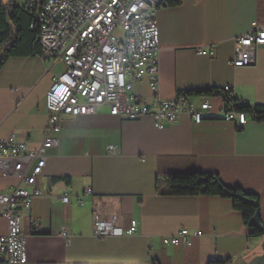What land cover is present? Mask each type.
Wrapping results in <instances>:
<instances>
[{
	"label": "crops",
	"instance_id": "1",
	"mask_svg": "<svg viewBox=\"0 0 264 264\" xmlns=\"http://www.w3.org/2000/svg\"><path fill=\"white\" fill-rule=\"evenodd\" d=\"M27 0H3L0 13ZM157 10L160 29V71L157 90L148 77L134 93L151 102L178 93L230 85L239 105H264V45L253 66L234 68V38L264 23V0H180ZM214 46L216 57L198 49ZM65 65L40 55L11 57L0 69V140L15 135L37 149L49 121L46 94ZM198 98L196 101H200ZM212 111L201 123L187 113L163 128L151 116L132 120L97 113L66 116L59 143L41 159L0 154V192L15 187L43 195L23 209L25 264H264V235L252 236L232 200L221 196L160 194L169 173H217L229 187H240L259 199L264 225V122L249 118L243 128L222 119L223 97L211 96ZM114 145L113 154L109 146ZM21 162L22 168L16 170ZM92 194L84 205L64 203L62 196ZM1 210V206H0ZM127 228L133 236H94V215ZM181 229L201 231L191 246H165L162 237ZM0 219V234L7 233ZM67 231L68 237L62 235ZM0 264H11L3 260ZM13 264V263H12Z\"/></svg>",
	"mask_w": 264,
	"mask_h": 264
},
{
	"label": "built area",
	"instance_id": "2",
	"mask_svg": "<svg viewBox=\"0 0 264 264\" xmlns=\"http://www.w3.org/2000/svg\"><path fill=\"white\" fill-rule=\"evenodd\" d=\"M3 0H0V3ZM167 0H27L24 8L34 15L38 25V42L42 54L65 65V71L55 77L46 94L49 121L44 140L39 148L29 149L27 142L15 135L0 140V154L14 158L26 157L31 162L41 159L44 164L47 150L59 143L58 134L64 117L97 113L106 107L113 116L140 119L151 116L157 128L175 122L187 113L195 123H201L212 111L210 96L178 93L173 99L155 97L151 102L134 93L137 82L148 77L149 86L157 90L160 71V29L156 14ZM122 28L121 35L116 34ZM234 68L253 66L257 51L264 45V23L253 21L250 30L234 38ZM200 55L215 58L214 46L198 49ZM231 99H236L232 86L221 88ZM201 98L200 101H196ZM235 103L227 108L223 103L222 119L243 128L250 116L239 111ZM114 145L109 146L111 154ZM22 163L16 164L20 171ZM92 194L88 188L82 195L62 196L64 203L84 205ZM43 193L15 187L8 193L0 192V219L7 221V233L0 234V263L25 264L28 261L26 236L22 230L23 209H30L33 201ZM138 223L132 220L127 228L106 222L94 215V236L105 239L133 236ZM62 235L68 237L67 231ZM201 231L181 229L162 237L165 246H191Z\"/></svg>",
	"mask_w": 264,
	"mask_h": 264
},
{
	"label": "trees",
	"instance_id": "3",
	"mask_svg": "<svg viewBox=\"0 0 264 264\" xmlns=\"http://www.w3.org/2000/svg\"><path fill=\"white\" fill-rule=\"evenodd\" d=\"M14 1V0H11ZM1 4V3H0ZM180 0H167L166 6H177ZM1 6V5H0ZM39 29L34 23V15L24 6L13 5L11 12L6 15L0 13V69L11 57L40 55L45 57L38 42ZM47 58V57H46ZM195 96H222L227 108L237 103L231 99L221 88H209L195 91H186ZM239 111L246 112L253 120L264 122V105H239ZM164 189L157 186L160 194L170 196H221L232 200L233 206L243 215L247 226L252 229V236H263V229L252 226V219L258 213L259 199L256 195L247 193L240 187L227 186L219 174L209 172L169 173L163 178ZM230 260H211L208 264H228Z\"/></svg>",
	"mask_w": 264,
	"mask_h": 264
},
{
	"label": "water",
	"instance_id": "4",
	"mask_svg": "<svg viewBox=\"0 0 264 264\" xmlns=\"http://www.w3.org/2000/svg\"><path fill=\"white\" fill-rule=\"evenodd\" d=\"M251 224H252V226L256 227L259 230L263 229V225H262L261 220H260V212L259 211L256 214V216L252 219Z\"/></svg>",
	"mask_w": 264,
	"mask_h": 264
},
{
	"label": "rangeland",
	"instance_id": "5",
	"mask_svg": "<svg viewBox=\"0 0 264 264\" xmlns=\"http://www.w3.org/2000/svg\"><path fill=\"white\" fill-rule=\"evenodd\" d=\"M19 2H23V0H19ZM115 32H116L117 35H121L123 30H122V28L119 27V28L116 29Z\"/></svg>",
	"mask_w": 264,
	"mask_h": 264
}]
</instances>
